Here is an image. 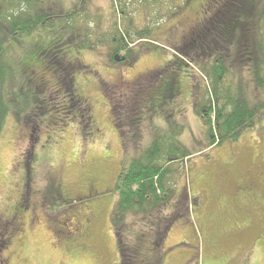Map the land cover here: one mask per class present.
I'll return each mask as SVG.
<instances>
[{
    "label": "rangeland",
    "instance_id": "rangeland-1",
    "mask_svg": "<svg viewBox=\"0 0 264 264\" xmlns=\"http://www.w3.org/2000/svg\"><path fill=\"white\" fill-rule=\"evenodd\" d=\"M119 1L19 3L18 7L46 10L58 17L53 18V27L45 25L28 35L9 36L0 64V104L6 112L0 132V211L9 215L19 193H25L27 183L29 203L35 212L32 219L29 211L23 212L20 239H13V264H119L115 234L124 241L131 240V230L144 223L140 213L128 214L115 228L110 218L123 154L132 157L136 151L131 143L124 151L106 90L111 92L117 87L119 99L128 83L150 71L155 70L156 74L164 63V53H176L178 33H170L169 29L179 7L188 4V0H131L123 8L116 4L113 10L111 3ZM16 2L0 0V6ZM64 13L73 17L80 33L67 50L70 57L84 65L75 76L78 93L87 98L92 108V123L87 129L73 120L63 126L61 112L55 108L42 113L33 108L41 105V95L35 94L31 77V68L42 60L36 58L35 48L37 42L46 43L59 33L69 34L71 28L66 26ZM129 19H134V27L142 29L149 40L135 36L131 60L118 62L107 53L105 35L114 23L126 26ZM87 30L92 47L81 42ZM77 31L72 29L73 33ZM181 56L190 68H185L189 77L180 71L182 66L174 65V91L169 89L171 81L167 77H147L153 86L163 78L162 89L169 97L164 96V103L159 106V96L151 88L153 97L144 101L140 113L141 133L133 139L142 152L156 136L167 141L174 137L191 153L182 163L172 162L170 180L174 192L161 210L170 216L177 208L178 213L164 234L157 264H264V217H257L263 201L256 197L255 212L251 214L252 210L243 209L241 192L234 191V186L239 185L238 168H264V108L253 125L241 130L236 139L223 140L208 149L209 124L197 114L207 104L211 91L210 79L200 69L206 58L196 57L190 62ZM227 61L230 64L222 85L229 86V94L240 101L264 100V85L257 87L252 67L240 66L235 57ZM260 74L264 77L263 69ZM220 93L221 101H225L226 90L221 88ZM256 93L259 99H254ZM34 121H38L35 139L30 124ZM29 147L33 162L26 182L24 158ZM70 213L81 221L79 231L64 232L70 229L65 223V216Z\"/></svg>",
    "mask_w": 264,
    "mask_h": 264
},
{
    "label": "trees",
    "instance_id": "trees-1",
    "mask_svg": "<svg viewBox=\"0 0 264 264\" xmlns=\"http://www.w3.org/2000/svg\"><path fill=\"white\" fill-rule=\"evenodd\" d=\"M204 1L210 12H212L208 22V27L210 26L209 32L205 37L202 33L196 32L194 34L195 37L193 36L194 38L189 43H184L183 46L176 48V55L179 56V59H174L172 66L170 65L171 61H168L157 69L156 74H153L155 70L150 71L137 80L128 83L125 86L126 89L120 92L121 97L119 99L117 98L119 95H117L118 88L116 86L112 87H116L115 90L111 89L114 95H112L110 90H106L107 96L112 100L114 124L123 142L124 151L126 145L130 143L134 145L136 151L132 157L127 156L125 152L123 154L121 167L113 188L117 196L110 212L111 221L115 228L117 223L123 221L124 217L130 213L134 215L140 213L144 221L136 230H131V240L124 241L120 238V234H115L119 247L120 264H138L133 259L136 251H138V243H144L146 249H150V245L154 246L153 248L155 249H162L161 244L165 230L170 226V220L173 217L175 218L178 213L176 208L173 215L171 214L165 220L162 217L164 213L161 210V206L172 198L174 192L172 181L170 180V174L173 171L172 162L178 161L182 163L191 154L185 148L184 143L174 137L167 141L162 137L156 136L152 144L142 152L141 147L133 143L134 137L136 139V135L138 136L141 133L140 117L144 108L143 103L153 97V94L149 93L151 88H154L159 96V106L164 103V96L169 97L168 93L166 92L165 95L164 89H162L163 78H161L162 80L158 85L153 86V83L149 84L147 77L156 78V75H159V78L161 75L162 77H167L171 81L169 89L174 91L177 70H172L171 68L174 65L182 66L180 70L182 73L183 71L189 72V70H186L187 64L183 61L181 55L184 58H188L190 62L196 57L206 58V62L201 65L200 69L202 75L210 79L211 91L207 104H203L197 110V114L202 116L205 122L209 124L208 132L210 138L208 147L216 146L226 139H236L241 130L253 125L260 113V109L264 108V100L252 103L245 100L240 101L239 98L234 99L229 94V86L222 85L223 77L225 78L228 70L227 64H230L227 60L230 61L234 57L239 60L240 66L247 65L250 66V69L252 67L251 73L254 72L253 78H255L257 87L264 85V77L260 74L261 69L264 71V33L263 36L260 35L264 32V3L260 4L259 0ZM20 2L24 4L27 0H17L16 3H10L6 7L0 6V64L5 54V45L9 36L28 35L45 25L53 27V18L58 17V15L46 10L31 11L25 7H18ZM72 13L73 11L70 14L72 15ZM64 15L66 18H60H64L66 26L71 28L69 34L59 33L58 36L46 43L45 41L37 42V47L35 48L36 58L38 56L42 60L39 65L31 68L34 92L41 95V98L44 95L36 87L39 85L34 80L32 70L37 67H46L53 75L55 74L59 77L60 86L65 93L66 100H61L55 90L49 93L50 104L47 108L44 105L45 109L42 112L47 111L46 109L55 108L61 112L59 119L63 126L66 121L69 120L71 122L73 120L78 121L83 129H87L92 121V109L83 96L79 95L76 89L77 79L75 76V72L84 67V65L77 58L70 57L67 50V47L80 36L79 28L74 25L72 16H69L68 13H64ZM112 26L113 28L105 35L107 39L106 45L108 46L107 53L113 60L116 56L124 57L123 61L119 60L118 62H125L124 60L126 59L131 60L133 56L131 45L137 41L134 40L135 36L141 40H149L142 29L134 27V23H126V26L123 25L121 27L114 23ZM72 29L78 31L73 33ZM81 42L86 47H92L89 43V30L86 31ZM9 45L10 43L7 45L8 51ZM227 56L228 58L226 59ZM256 61H258L257 65H255ZM169 69L173 71L172 74L168 73L170 72ZM221 88L226 90L225 101H221ZM254 99H259L258 93L255 94ZM5 115V109L0 104V132ZM127 133H130L129 137ZM32 155V149L29 147L24 158L26 182H29L30 178L29 165L33 162ZM27 187L28 185L25 183V193H23L20 202L15 207L17 214L20 211L29 209L28 200L30 198L27 193ZM159 219L165 221V225H162L160 231L157 230L160 225ZM10 230L11 233L15 232V237L19 233L18 228L15 226L10 227ZM155 231L159 233L157 234ZM140 234L141 239H139ZM133 238H135L134 241H132ZM139 258H141V254ZM152 264H157V262Z\"/></svg>",
    "mask_w": 264,
    "mask_h": 264
},
{
    "label": "flooded vegetation",
    "instance_id": "flooded-vegetation-1",
    "mask_svg": "<svg viewBox=\"0 0 264 264\" xmlns=\"http://www.w3.org/2000/svg\"><path fill=\"white\" fill-rule=\"evenodd\" d=\"M129 0H121L117 3L112 2L111 3V7L112 9L115 8L116 4L120 6V8H123L125 6V4ZM191 2V3H190ZM185 6H187L185 8ZM185 6H180L178 11L176 12V16L174 23L172 25V29H169V32L171 33L173 30L177 31L178 33V44L179 46H183L184 43H189L190 40H192L195 36L194 34L196 32L202 33L203 36L205 37V35L208 34L209 32V27H208V22H209V18L212 14V12H210V9L208 8L207 4H205L204 0H188V4H186ZM114 10V9H113ZM112 10V11H113ZM111 16V15H110ZM126 23L128 24H132L134 23V19H129L126 21ZM223 31V30H222ZM170 36V34H168L167 36H164L163 39L166 40L168 39V37ZM194 36V37H193ZM202 37V38H204ZM124 57H120V56H116V58H114L115 61H119L122 60L123 61ZM125 62H129L128 59L124 60ZM162 67V66H160ZM160 67H158L157 69H159ZM32 74L34 76V80L37 83L36 86L38 87L39 91H42L44 93L43 97L41 98V102L39 104L40 107H38L37 105H35L33 108L34 110H40V112L42 113V111L45 109L44 105H46V108L48 107V105L50 104V101L48 99L49 93L54 92L56 90V93L58 92V96L61 100H66V96L65 93L63 92L61 86H60V80L59 77H57L55 74L53 75V73L48 70L46 67H37L36 69L32 70ZM121 76V75H120ZM37 89V91H38ZM80 95V94H79ZM81 96V95H80ZM85 99V97H83ZM85 101L90 104L87 101V98L85 99ZM112 105H111V111H112ZM92 109V108H91ZM92 111V110H91ZM36 113V111H35ZM75 115H76V111H75ZM113 115V113H112ZM77 116V115H76ZM75 116V117H76ZM77 118V117H76ZM28 120H30V116H28ZM38 121H34V123L31 124L32 126V131L34 132V135L31 134V136L34 137V139L37 136V129H38ZM92 123V121H91ZM29 126V125H28ZM89 127V126H88ZM87 127V128H88ZM255 187L248 185L247 189L244 190L243 192H239L240 195V201L241 203H244L243 205V209H246L247 212H253V210L255 209L254 203L256 201V190H254ZM234 191H237V187L236 185L234 186ZM24 192H20L19 193V197L17 200V203L21 200V197L23 195ZM30 198V197H29ZM29 201V200H28ZM16 203V205H17ZM16 205L12 208V210L9 212V215L5 216L3 212L0 211V264H13V245L15 244L14 242V238H15V232H10V227L15 226L18 228L19 233L17 235V237L15 238V240H19V235L22 231V220H23V212H26L31 214V219L32 216L35 215V212L33 211L32 207L30 206L29 203V209L28 210H23L20 211V213L17 214L15 207ZM27 209V208H26ZM251 212V214H252ZM161 214V213H160ZM44 218L46 219V214L43 215ZM163 218H165V220L169 217V215H164L162 216ZM22 219V220H21ZM65 223L67 224V227L70 229H66L64 230V232H71L73 229L74 231H79L82 228V223L81 221H79L76 217V214H73L71 216L70 214H66L65 216ZM164 220H160L159 219V228L157 230H161L162 225L164 226ZM18 225V226H17ZM81 226V227H80ZM168 230V228H166ZM165 230V231H167ZM155 233H159L156 232ZM165 234V233H164ZM139 239H141V234L139 236ZM151 248L150 249H146V246L144 243H138L137 247H138V251H136V254L134 255V260L137 261L138 264H152L154 262H158L157 260L160 257V253L158 249L153 248L154 246L150 245ZM141 254V258H139ZM133 256V255H132ZM17 257V256H16ZM15 264H25L24 262H16ZM119 264H120V260H119Z\"/></svg>",
    "mask_w": 264,
    "mask_h": 264
},
{
    "label": "crops",
    "instance_id": "crops-1",
    "mask_svg": "<svg viewBox=\"0 0 264 264\" xmlns=\"http://www.w3.org/2000/svg\"><path fill=\"white\" fill-rule=\"evenodd\" d=\"M164 63L171 61V66L173 64V60L174 59H179V56L176 55V53L172 52V53H165L164 57ZM187 68H189L187 66ZM190 69V68H189ZM186 73L188 72H184V77L188 78L189 76L186 75ZM208 149H211L213 147H207ZM237 174H238V182L239 185L237 186V190H239L240 192H243L244 190L247 189L248 185H251L254 188V190H256V195L258 196V198L260 199V201H263V205L262 208L259 209V213L257 215V217H264V168H260V169H250V168H238L237 169ZM255 212V209L253 210L252 214Z\"/></svg>",
    "mask_w": 264,
    "mask_h": 264
}]
</instances>
